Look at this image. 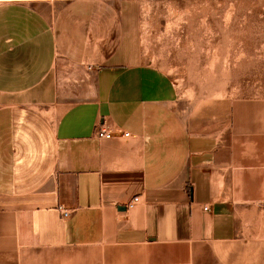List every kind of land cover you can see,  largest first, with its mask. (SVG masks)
Masks as SVG:
<instances>
[{
	"label": "crops",
	"instance_id": "obj_1",
	"mask_svg": "<svg viewBox=\"0 0 264 264\" xmlns=\"http://www.w3.org/2000/svg\"><path fill=\"white\" fill-rule=\"evenodd\" d=\"M159 2H0V264H264V96L185 97Z\"/></svg>",
	"mask_w": 264,
	"mask_h": 264
},
{
	"label": "rangeland",
	"instance_id": "obj_2",
	"mask_svg": "<svg viewBox=\"0 0 264 264\" xmlns=\"http://www.w3.org/2000/svg\"><path fill=\"white\" fill-rule=\"evenodd\" d=\"M147 11L145 57L185 97L264 96V0H161Z\"/></svg>",
	"mask_w": 264,
	"mask_h": 264
},
{
	"label": "built area",
	"instance_id": "obj_3",
	"mask_svg": "<svg viewBox=\"0 0 264 264\" xmlns=\"http://www.w3.org/2000/svg\"><path fill=\"white\" fill-rule=\"evenodd\" d=\"M3 1V0H0V2ZM95 133L99 136V137H104V138H112L115 134L113 133L112 130H109L108 128H106L104 125H99L95 131ZM123 135L124 136H128L129 135V132H123ZM140 200V196L138 197H135L133 200H131L129 203H128V207H133L137 202H139ZM209 207L208 206H205V209H208ZM69 211L66 210L64 212V214L66 216L69 215Z\"/></svg>",
	"mask_w": 264,
	"mask_h": 264
}]
</instances>
